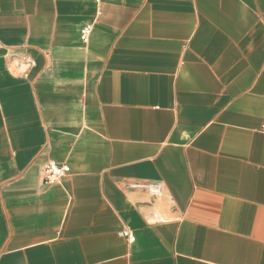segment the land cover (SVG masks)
<instances>
[{"label": "crops", "instance_id": "crops-1", "mask_svg": "<svg viewBox=\"0 0 264 264\" xmlns=\"http://www.w3.org/2000/svg\"><path fill=\"white\" fill-rule=\"evenodd\" d=\"M0 264H264V0H0Z\"/></svg>", "mask_w": 264, "mask_h": 264}, {"label": "built area", "instance_id": "built-area-1", "mask_svg": "<svg viewBox=\"0 0 264 264\" xmlns=\"http://www.w3.org/2000/svg\"><path fill=\"white\" fill-rule=\"evenodd\" d=\"M92 33V26H86L81 31V41L83 44H87L89 42L90 36ZM70 171L68 166L58 165L57 163L50 162L45 165L43 169L44 183L46 185H53L59 183L62 178H64ZM149 190L158 195L161 193V187L159 185H150L148 186ZM127 238H130V234L124 233ZM131 239V238H130ZM132 240V239H131Z\"/></svg>", "mask_w": 264, "mask_h": 264}]
</instances>
